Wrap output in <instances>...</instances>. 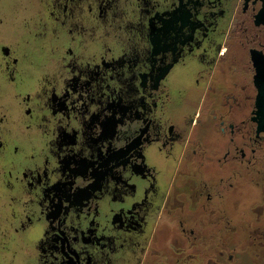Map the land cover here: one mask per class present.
Segmentation results:
<instances>
[{
    "label": "flooded vegetation",
    "instance_id": "1",
    "mask_svg": "<svg viewBox=\"0 0 264 264\" xmlns=\"http://www.w3.org/2000/svg\"><path fill=\"white\" fill-rule=\"evenodd\" d=\"M0 264H264V0H0Z\"/></svg>",
    "mask_w": 264,
    "mask_h": 264
}]
</instances>
